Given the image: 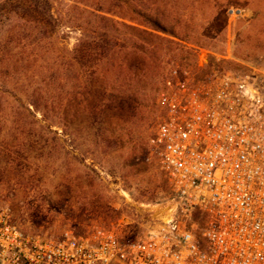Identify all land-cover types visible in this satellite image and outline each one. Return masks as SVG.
Segmentation results:
<instances>
[{"label": "rangeland", "instance_id": "374dc122", "mask_svg": "<svg viewBox=\"0 0 264 264\" xmlns=\"http://www.w3.org/2000/svg\"><path fill=\"white\" fill-rule=\"evenodd\" d=\"M118 1L0 0V205L26 233L148 231L171 207L150 140L175 84L227 73L264 93V0H146L185 14L190 41L150 39L155 57L86 88L88 46L62 17Z\"/></svg>", "mask_w": 264, "mask_h": 264}, {"label": "built area", "instance_id": "2783aa9c", "mask_svg": "<svg viewBox=\"0 0 264 264\" xmlns=\"http://www.w3.org/2000/svg\"><path fill=\"white\" fill-rule=\"evenodd\" d=\"M150 147L171 207L144 233H26L0 205V264H264V93L227 73L178 82Z\"/></svg>", "mask_w": 264, "mask_h": 264}, {"label": "trees", "instance_id": "16d2710c", "mask_svg": "<svg viewBox=\"0 0 264 264\" xmlns=\"http://www.w3.org/2000/svg\"><path fill=\"white\" fill-rule=\"evenodd\" d=\"M118 4L120 11L112 8L107 11L92 10L86 5L82 17L78 18L69 13L62 17L66 29L77 30L81 34L77 39L76 51L88 46L87 51L81 54L92 70L86 88H93L95 73L100 74V78H105L118 65L122 69L132 64L138 67L145 58L155 57V43L150 39L167 41L164 37L166 36L183 42L190 41L184 35L188 29L185 14L169 12L157 4V7H153L146 0H119ZM121 28L129 32L120 39L116 34H119ZM130 51L136 56L131 63ZM32 106L39 111L36 103H32ZM55 133L59 134L58 131Z\"/></svg>", "mask_w": 264, "mask_h": 264}]
</instances>
